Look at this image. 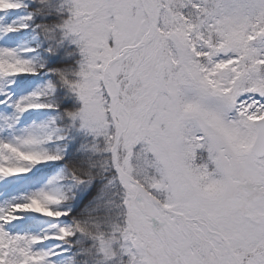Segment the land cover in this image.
I'll use <instances>...</instances> for the list:
<instances>
[{
  "label": "snow or ice",
  "instance_id": "1",
  "mask_svg": "<svg viewBox=\"0 0 264 264\" xmlns=\"http://www.w3.org/2000/svg\"><path fill=\"white\" fill-rule=\"evenodd\" d=\"M0 264H264V0H0Z\"/></svg>",
  "mask_w": 264,
  "mask_h": 264
}]
</instances>
